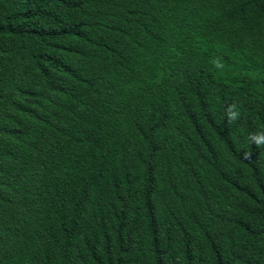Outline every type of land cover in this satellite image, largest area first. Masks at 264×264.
<instances>
[{
    "label": "trees",
    "instance_id": "trees-1",
    "mask_svg": "<svg viewBox=\"0 0 264 264\" xmlns=\"http://www.w3.org/2000/svg\"><path fill=\"white\" fill-rule=\"evenodd\" d=\"M88 3L24 0L0 20L37 118L0 264H264V74L217 75L212 57L249 49L264 0L112 1L103 34Z\"/></svg>",
    "mask_w": 264,
    "mask_h": 264
},
{
    "label": "rangeland",
    "instance_id": "rangeland-1",
    "mask_svg": "<svg viewBox=\"0 0 264 264\" xmlns=\"http://www.w3.org/2000/svg\"><path fill=\"white\" fill-rule=\"evenodd\" d=\"M22 1L24 0H0V20ZM112 1L118 0H92L91 4H87L86 13L89 22L93 25L94 33H104L97 24L100 20L105 21L108 15V9L105 6ZM262 9L264 11V3ZM213 11L215 14L222 15L218 7H214ZM246 38L249 42V49H245V53L233 50L224 44L218 46L216 52L212 53L213 69L217 75L245 73L260 87V77L264 74V21L259 30H250ZM21 52L18 43L0 38V193L2 197L0 200V250L11 239L9 226L15 216L14 205L11 201L22 196L27 187L26 171H21V166L15 158V149L19 145V137H23L26 132L30 131L31 124L37 119L34 114L28 115L21 104L27 96L21 92L20 84L27 85L28 83L25 73L27 59ZM249 59L256 61L260 67L245 68L244 63ZM160 75H162V70H160ZM57 95L55 83L52 82L45 86L42 95L36 100L37 111H46ZM12 164L17 165L13 174H10ZM14 185L17 186L16 189L12 187Z\"/></svg>",
    "mask_w": 264,
    "mask_h": 264
}]
</instances>
